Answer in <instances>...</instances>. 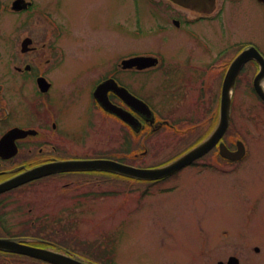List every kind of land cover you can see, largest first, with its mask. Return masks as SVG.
I'll list each match as a JSON object with an SVG mask.
<instances>
[{
	"label": "rangeland",
	"instance_id": "374dc122",
	"mask_svg": "<svg viewBox=\"0 0 264 264\" xmlns=\"http://www.w3.org/2000/svg\"><path fill=\"white\" fill-rule=\"evenodd\" d=\"M36 1V8L48 10L58 25L55 22L50 25L41 10L18 14L10 10L12 0H0V6H8L0 7V97L3 96L0 104L9 106L11 116L22 122L52 116L58 121L60 132L67 134L75 145L84 143V151L93 148L91 143L98 140L88 134L89 130L98 135L106 129L113 131L115 139L102 137L101 149L122 150L126 146L127 130L105 118L91 96L92 79L105 69L98 66L106 58L114 62L131 53L161 51V56L168 59V69L175 70L178 53H186L185 57L204 55L201 50L210 52L212 40L219 47L230 40L256 43L264 51V4L258 0H219L225 6L221 14L215 12L213 22L194 26L202 31L197 39L200 49L192 44L193 30L186 24L183 32L173 27L158 32V22L163 19L158 0ZM26 35L35 38L37 51L21 50ZM38 53H42L43 62L51 60L44 66L47 77L55 83L51 97L43 98L50 101L49 106H40V101L33 103L40 91L37 83L30 74L16 69L41 63ZM62 57L67 60L62 61ZM146 76L150 90L158 89L161 75ZM248 78L246 72L235 95L233 122L226 141L233 148L234 142L243 138L248 149L245 160L228 163L226 171L217 172L214 157H207L198 166L184 168L176 176L155 184L119 176L112 181L102 177L99 184H94L91 176L89 184L96 185L101 194L79 202L84 215L82 232L64 237L63 244L94 264H217L231 255L238 256L242 264H264V105L252 92ZM167 82L165 76L160 87ZM141 90L144 92L137 91L151 94L146 88ZM157 94L159 98L155 97V101L162 111L169 110L168 114L175 117L184 113L197 120L201 117L203 123L192 125L190 128L196 126L193 134L179 140L177 132L160 131L153 146L146 141L151 146L147 154L137 159L123 154L117 158L140 166L159 165L200 142L199 138L211 130L212 126L204 122L205 109L198 114L199 109L190 102L184 107L169 108L173 102L167 99L164 104L161 92ZM219 107L218 96L214 95L215 122ZM27 108L31 110L29 113H25ZM1 112L2 109L0 115ZM133 148L132 154L144 150L135 144ZM89 190L92 188L86 189ZM46 195L44 192L42 196ZM61 195L51 201L50 213H67L71 198L60 199ZM54 239L61 243L60 238Z\"/></svg>",
	"mask_w": 264,
	"mask_h": 264
},
{
	"label": "flooded vegetation",
	"instance_id": "af4514ba",
	"mask_svg": "<svg viewBox=\"0 0 264 264\" xmlns=\"http://www.w3.org/2000/svg\"><path fill=\"white\" fill-rule=\"evenodd\" d=\"M36 4L37 1L32 0V4L29 8L17 13L21 14L25 11L30 12L29 10L35 9ZM157 6L159 7L160 15L163 17L162 21L158 22V25H160L158 32L161 33L162 30H170L172 27L177 31L183 32L186 24V27H190L193 30L194 39L191 40L192 44L197 45L199 49L200 44L197 39L202 31L197 30L194 26L199 23L213 22V14L215 12H220L218 14L219 16L225 7H223L222 4H219V0H158ZM41 11L44 12V18L47 22L50 25H53L52 23L55 22V19L53 18L52 20L53 16L47 13L48 10ZM225 29L226 27L224 26L222 31L224 32ZM29 36L35 43V38L32 35ZM207 39H209V37H207ZM180 41L181 40H178L177 42ZM214 43L215 42L212 40L209 44L210 52L207 53V50H201L204 55L193 54L185 57L186 53H178L180 58H175V70L168 69V59L161 56V51L157 53L158 61L155 65L143 68L138 65L124 67L122 61L126 56H121L114 62L111 59L106 58L104 63L98 66L104 67L105 69L100 71V68H96L99 70V74L96 79H92V82H94L91 91L93 102L97 108L105 114V118L120 123L122 127L127 130L124 138L127 145L130 144L131 138L137 136L138 139L140 138L142 140V145L146 146V141L153 138L150 132L156 133L160 131H173V134L178 133L179 137L177 139L179 140L181 137L185 138L193 134L192 132L196 126L190 128L192 125L203 123V118L201 117L197 120L188 115L186 117L185 113L175 117L168 114L169 110L167 112L162 111L155 101V97L159 98L157 93L160 92L161 100L164 104L167 99H170L173 102V105L169 108L184 107L186 103L190 102L195 106V109H199L198 114L200 110L205 109L204 122L210 124L212 126L211 130L213 131V124L215 122L213 112L214 95L218 96L220 101L219 114L215 122L217 124L220 119L221 98L225 77L235 58L244 49L241 41H226L228 44L225 46L221 45V47L223 46L222 48L217 45L215 46ZM32 46L34 49L30 52L37 51L38 46L36 44ZM262 53L264 55V51H262ZM132 55L135 56L136 54L127 55V58L128 56L132 57ZM37 58L41 59L38 60L41 61V63H35L36 66L32 63L30 70H24L26 73L31 74V77H33L36 82L39 76L43 75L47 77V70L44 66L51 61L48 58L46 62H43L42 53H38ZM66 60V57H62V61L65 62ZM106 61H109V63ZM185 69H188L190 72L183 73ZM204 70L206 72H204ZM22 71L23 70H20V72ZM261 71L262 63L256 58L249 59L242 65L235 81L233 108L236 105L235 95L241 88V81L246 72L249 73L248 85H250L252 92L257 96V99L264 105L262 97L258 94L255 88L256 77ZM157 73L161 75L162 81L166 76L168 82L164 84L162 88L160 87L162 81L159 82L157 84L159 88L151 91L146 82V75L151 74L152 76ZM110 78L115 79L119 84L127 87L133 94L146 101L156 113L159 114L158 118H156L154 122H151L149 115L135 110L112 89L108 91L111 101L114 104L133 112L141 123L137 124L136 127H132L114 113L106 110L96 99L95 91L98 85ZM52 82L54 85V81ZM258 84L261 89H264L263 75L259 78ZM145 88L147 91L151 92L150 95L140 93L144 92L141 89ZM51 89L46 93L40 91L36 92V97L35 100H33V103L40 101V106H49L48 104H50V101L44 100L43 98L51 97ZM29 93H32L33 95V91ZM30 111L31 110L27 108L25 113H29ZM170 111H172V109H170ZM51 117L52 116H49L46 119H39L37 122H22L21 119L11 116L10 114L0 115V140H2L8 132L15 127H20L26 130H38L36 133L29 132L22 136H10V138L7 141H4L0 146V184L12 180L33 168L43 165L49 166L51 170L48 174L36 177L0 192V237L13 238L17 242L29 246L69 254L71 251L69 249L70 247L63 244V239L70 234L80 235L82 232L80 230L82 222L84 221V215L79 202H81V200L85 202V198L93 200L101 194V191L97 190L96 185H90L91 176L94 184H99L102 177L105 180L112 181L118 177V173L108 170H61L60 166L66 161L99 158L116 160L118 149L117 147L107 149H101L99 147L102 137L108 136V138L112 140L115 139L113 131L106 129L102 134L103 136L98 135L95 131L89 130L88 134L91 133L92 138L98 140L95 143H91L94 144L93 148L88 147L84 151L82 147L84 146V143L80 141L75 145L73 143L74 141L69 139L67 134L60 132L61 127L59 126L58 121ZM184 127H187V129ZM211 130L209 133L212 132ZM229 134V130L226 131L221 138V142H226L229 139ZM207 135H204L199 139L203 140ZM232 149H234V147ZM89 150H94V153L87 152ZM144 152V150L137 152L136 156L143 155L142 153ZM207 157H214V161L217 163L214 164L217 172L226 171V166L230 163L228 159L221 157L220 144H218L206 156L195 161L190 167L198 166L200 160H204ZM234 163H241V160ZM55 184L63 185L54 186ZM87 185L88 187H91L92 190L86 191L88 188ZM60 187L61 190H59ZM44 192H47L48 195L42 196ZM29 193H32L33 195H27ZM21 194L24 195L14 196ZM60 194H63L59 196L60 199L63 197L71 198L68 199L71 200V202L66 206L67 213L64 214L59 211H53L50 213L49 206L51 205V201L56 199ZM54 238H60L61 243L56 242ZM0 264L53 263L6 250H0Z\"/></svg>",
	"mask_w": 264,
	"mask_h": 264
},
{
	"label": "water",
	"instance_id": "95a60500",
	"mask_svg": "<svg viewBox=\"0 0 264 264\" xmlns=\"http://www.w3.org/2000/svg\"><path fill=\"white\" fill-rule=\"evenodd\" d=\"M260 1L264 2V0H260ZM28 5L29 3H27L25 0H15L13 3V9L21 10L27 7ZM31 42H32L31 38H26L23 41L22 50L28 51L30 49L29 44H31ZM251 58H257L258 60H261L264 63L263 55L253 45L245 48L244 51L240 53L239 56L234 60V62L232 63L226 75L225 82H224V88H223V93H222V103H221V115H220L219 123L217 127L215 128V130L212 132V134L206 140H204L202 143L196 146L195 148L191 149L190 151H188L181 157L177 158L176 160L166 165L160 166V167L139 168V167L124 164L118 161L97 159V160L86 161V162L80 163L79 164L81 165L80 169H83L84 167L85 168L107 169V170L116 171V172L131 176V177H135V178L158 179V178H162V177L168 176L176 172L177 170L191 163L193 160L201 157L202 155L207 153L210 149H212L220 141V139L222 138V136L228 129L229 124H230V119H231V111H232V93L234 90L236 77L242 65ZM155 61H157V58L152 57V56H137V57L126 59L123 61V63L125 67L133 66V65H138L139 67H146V66L152 65L153 63H155ZM27 68H30V66L28 65ZM262 75L264 76V64H263L262 71L256 77V84H255L257 91L260 93V95L264 99V89H261L258 84L259 78ZM112 81L113 80H109L101 84V86L98 88L96 92V96L104 107H106L110 111L115 112L118 116L123 118L125 121L134 125V120H136L135 117L128 111L113 105L111 101L109 100V97L106 92L108 91V89H114L118 94H120L123 97L125 101L132 104L134 107H137V105L140 103L138 102V99L135 96H133L126 88L121 87L115 81H113L114 83ZM38 83L43 91L48 90L49 87L51 86V83H49L45 77H40L38 79ZM140 110H144V111L148 110L149 112L152 113V111L149 109L147 105H145V107L144 106L141 107ZM18 131H22V130L16 129L14 132H18ZM245 153H246V147L242 141L237 142V149L235 151L231 150L227 145L221 144V154L224 157H227L229 159H232V160L241 159L243 158ZM69 167H73V165H70ZM63 169H66V168L63 167ZM36 170L37 169H34L30 171L29 173H32ZM48 172L46 171V173ZM42 174L44 173L31 174L26 177H22L23 179L21 178L20 180L14 183H10L7 185V187L5 185H1L0 192L3 190H6V188L8 187L17 185L19 181L22 182L26 179H31L35 176H39ZM0 249L28 254V255L35 256V257H38L44 260H48L55 264H89L87 262L74 259L70 256H66L61 253L20 244L14 239L0 238ZM220 264H224V263L220 262ZM227 264H240V263L237 257L231 256Z\"/></svg>",
	"mask_w": 264,
	"mask_h": 264
}]
</instances>
